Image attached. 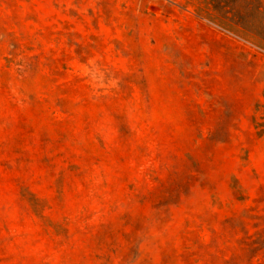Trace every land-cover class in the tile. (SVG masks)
<instances>
[{"label": "rangeland", "instance_id": "obj_1", "mask_svg": "<svg viewBox=\"0 0 264 264\" xmlns=\"http://www.w3.org/2000/svg\"><path fill=\"white\" fill-rule=\"evenodd\" d=\"M246 3L0 0V264H264Z\"/></svg>", "mask_w": 264, "mask_h": 264}, {"label": "trees", "instance_id": "obj_2", "mask_svg": "<svg viewBox=\"0 0 264 264\" xmlns=\"http://www.w3.org/2000/svg\"><path fill=\"white\" fill-rule=\"evenodd\" d=\"M212 1H215V0H212ZM238 0H222V2H229V3H233V4H235L236 2H237ZM241 1H243L246 5H247V1H249V0H241ZM221 3V2H220ZM220 3H217L216 4V7H218V5L220 4ZM221 7V6H220ZM241 20H242V18H241ZM261 25V24H260ZM258 26V28H256V26H254V24H252L250 21L249 22H247V20H245V23H243V30L248 34V35H253V36H255V37H257V32L259 31L258 29H262V34L261 35H264V22H263V24H262V26ZM257 33V34H256ZM259 33H260V31H259ZM261 39V45H262V49L264 50V38L262 37V38H260Z\"/></svg>", "mask_w": 264, "mask_h": 264}]
</instances>
